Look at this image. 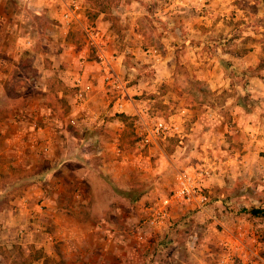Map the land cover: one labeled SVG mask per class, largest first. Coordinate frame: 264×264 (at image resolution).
I'll return each instance as SVG.
<instances>
[{"label":"crops","instance_id":"1","mask_svg":"<svg viewBox=\"0 0 264 264\" xmlns=\"http://www.w3.org/2000/svg\"><path fill=\"white\" fill-rule=\"evenodd\" d=\"M71 1L0 0V181L13 176L14 168L25 170L20 179L25 182L23 194L7 199L4 203L9 204L0 210V246L37 247L44 262L52 257L63 264H149L151 256L159 262L163 254L158 246L162 239L171 240L164 233L150 239L149 229L158 234L169 228L163 225L165 218L150 224L161 203H144V193L131 198V186L143 176L146 160L166 152L160 139L178 136L184 142V120L170 123L174 129L168 136L154 139L152 145L144 143L140 119L147 116L148 103L134 94L151 87L131 84L130 70L136 66L125 58L132 52L137 63L147 62L145 36L139 26L124 24L125 37L107 23L89 26L84 0L80 21L69 25L64 13ZM131 13L127 9L120 16ZM79 32L80 43L73 39ZM157 59L162 60L157 55L155 66ZM26 63L33 71L18 74L16 69ZM132 132L138 138L135 147L129 142ZM252 139L249 145L264 144V139ZM87 143L99 154L97 163L84 155ZM140 144L150 145L149 151ZM252 146L242 155L247 163L261 158ZM170 156L178 162L177 153ZM193 156L182 163L194 168L189 164ZM228 158L236 159L232 153ZM251 164L247 172L252 176L256 171ZM210 167L216 177L206 178L204 184L216 186L219 180L224 197V170ZM217 202L203 210L186 203L189 211L201 214L189 218L190 233L180 238L187 249L186 264H264V216L233 210L251 203ZM143 219L150 227L134 228ZM177 253L175 247L172 255Z\"/></svg>","mask_w":264,"mask_h":264},{"label":"rangeland","instance_id":"2","mask_svg":"<svg viewBox=\"0 0 264 264\" xmlns=\"http://www.w3.org/2000/svg\"><path fill=\"white\" fill-rule=\"evenodd\" d=\"M84 6L89 26L107 23L124 37L127 34L123 32L124 24L128 28L139 26L148 45L147 62L138 59L137 63L133 60L136 54L132 52L127 53L125 59L129 66H136L130 70L134 74L131 84L139 86L143 82L151 89L135 93L134 97L147 100L148 119L156 114L169 123L184 120V142H179L178 136L160 139L166 152L143 163V176L132 184V189L137 191L130 193L131 198L144 193L148 197L144 203H162L173 195L181 172L207 170L206 178L215 179L210 167L213 165L218 172L224 170L220 179L228 187L224 197L219 180L216 186L206 187L209 203L219 200L220 203H251L233 209L244 215L249 213L243 209L255 206L252 203H264V174L261 175L264 165H260L264 159V144L259 142L264 139V0H84ZM127 9L132 13L124 19L120 14ZM99 11L105 14L96 17ZM135 34L132 37L135 38ZM73 39L80 43L81 33H75ZM157 55L162 60L157 59L159 64L155 66ZM16 71L27 74L33 69L26 63ZM195 120L198 124L193 125L191 121ZM135 135L130 134L129 142H134L133 147L138 142ZM251 138L259 143L249 145ZM212 141L216 142L212 144ZM247 145L259 152V161L242 160ZM91 146V143L84 145V155H91L90 162L97 163L100 156ZM149 146L141 147L149 151ZM175 153L179 156L177 163L170 156ZM185 153L194 154L189 157V164H194V168L182 163L188 158ZM231 153L235 160L228 158ZM248 164L253 165L256 174L251 176L247 172ZM24 172L22 167H17L13 169V176L1 178L0 210L9 204L4 203L7 199L23 194L25 182L20 179ZM173 205L163 223L169 228L158 234L149 229L150 239L164 234L165 239H171L169 243L162 239L163 245L158 249L163 256L159 262L151 256L149 264H173L175 260L186 264L187 249L180 238L190 233L189 218L199 219L201 214L189 211L185 202L175 204L174 208ZM135 226L150 227L146 219ZM181 243L182 249L179 248ZM175 247L180 250L176 257L172 255ZM41 255V249L30 245L0 246V264H63L52 257L50 262H44Z\"/></svg>","mask_w":264,"mask_h":264},{"label":"built area","instance_id":"3","mask_svg":"<svg viewBox=\"0 0 264 264\" xmlns=\"http://www.w3.org/2000/svg\"><path fill=\"white\" fill-rule=\"evenodd\" d=\"M82 14L83 3L80 0H72L68 11L64 13V18L67 24L73 25L80 21ZM85 89L87 91L89 87ZM83 97H85V90L80 93V99ZM147 114L148 111H146V115ZM140 122L142 125L144 124L142 139L145 144H151L156 138L168 136L172 129H174V126L156 114H152L149 119L147 116L145 118L143 117L140 119ZM207 173H209L207 170L199 172H181L178 175V185L173 195L165 198L163 202L155 208L154 215L152 219H150V224H159L164 218H167L169 216L170 206L175 202L196 204L197 208L203 210L210 202V195L204 184Z\"/></svg>","mask_w":264,"mask_h":264},{"label":"trees","instance_id":"4","mask_svg":"<svg viewBox=\"0 0 264 264\" xmlns=\"http://www.w3.org/2000/svg\"><path fill=\"white\" fill-rule=\"evenodd\" d=\"M96 17L98 16V13H96L95 15ZM262 66H264V61L262 63ZM138 196L141 197V194H136V197ZM244 212L246 213H249V214H252V215H255V216H264V207H256V206H253V207H246L243 209Z\"/></svg>","mask_w":264,"mask_h":264}]
</instances>
